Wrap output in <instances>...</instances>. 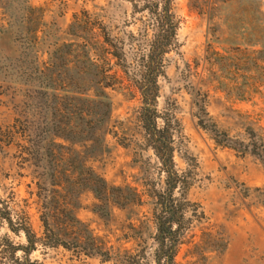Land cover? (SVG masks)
Listing matches in <instances>:
<instances>
[{
	"label": "rangeland",
	"instance_id": "1",
	"mask_svg": "<svg viewBox=\"0 0 264 264\" xmlns=\"http://www.w3.org/2000/svg\"><path fill=\"white\" fill-rule=\"evenodd\" d=\"M133 3L141 6L145 0H0V207L15 223L27 209L37 237L43 227L27 193L31 188L19 147L20 117L31 103L28 82L35 74L43 92L48 83L43 74L50 64L48 74L60 93L56 106L64 113L72 81L86 92L85 51L92 60H103L98 47L104 45V34L123 46L126 65L132 63L142 53L136 47L144 41L138 30L150 22L147 12L134 10ZM173 11L179 21L176 44L165 55L157 108L171 124L181 182L174 191L184 210L176 262L264 264V0H173ZM33 45L25 55V48ZM104 55L105 68L117 79L107 89L110 118L102 125L93 112L91 123L102 125L100 143L84 158L108 184L135 188L141 204L113 207L105 220L92 211L97 201L86 189L75 214L107 246L133 249L135 242L126 239L130 224L148 221L151 226L152 194L163 189L166 175L145 145L138 91L115 59ZM30 67L37 72L32 74ZM86 97L92 91L75 101L78 109L83 110ZM203 101L220 132L217 139L226 133L236 149L219 144L198 125L199 118L209 125L199 110ZM61 115L55 120L62 125L86 121ZM5 236L13 244L25 241L23 233L11 232L6 220H0V251L7 246ZM30 258L43 264H113L41 245Z\"/></svg>",
	"mask_w": 264,
	"mask_h": 264
},
{
	"label": "trees",
	"instance_id": "2",
	"mask_svg": "<svg viewBox=\"0 0 264 264\" xmlns=\"http://www.w3.org/2000/svg\"><path fill=\"white\" fill-rule=\"evenodd\" d=\"M133 6L134 10L146 11L150 19L148 25L138 30L144 41L137 43L136 47L142 53L126 65L123 46L117 47L105 34L102 37L103 47L102 44L98 47L103 55L101 63L92 60L91 55L85 51L84 54L87 55L84 69L87 68L85 72L88 71L89 76L83 80L82 90L92 91V97H86L83 110L76 107L75 101L86 92L76 89L79 88L76 86V80L72 81L73 88L67 91L71 95L66 93L64 96L70 100L66 103L63 113L60 105L56 106L58 102L55 100L60 99V93L57 94L59 89L53 85L49 75L52 71L50 64L46 65L49 70L43 74V78L48 81L43 92L39 89L41 83L36 85V68L30 67L34 74V78L32 77L27 85L28 100L31 103L26 106L20 117L22 124L19 147L23 156V168L27 172L26 177H29L26 186L31 188L27 193L32 197L43 231L42 235L37 237L31 227L27 209L23 210L24 215L15 223L10 212L0 207V220H6L7 228L11 232H21L25 238L24 243L13 244L7 236L4 237L7 246L0 251V264H43L30 258V254L38 245L61 247L78 257L98 258L102 262L113 264H177L176 254L184 210L174 196V191L181 182L173 161L171 124L159 113L157 98L160 91L158 79L164 73L166 53L176 44L179 21L173 11V0H145L143 5L133 3ZM31 33L37 37L36 30ZM33 47L34 45L27 46L25 55L30 54ZM72 52L73 49L71 55ZM104 53L115 59V64L138 91V118L143 130V139L145 145L152 149L166 175L163 189L152 194L155 208L151 226L148 221L139 226L130 224L132 233L127 234L126 239L135 242L133 249L107 246L94 235L88 224L75 214V209L79 207L78 197L86 189L93 193L97 201L92 211L105 220L110 218L113 207L122 209L129 205L141 204L135 188L108 184L99 173L87 165L84 158L85 153L94 152L95 143H100L98 131L110 118L111 98L107 89L112 88L115 84L113 80L117 79L110 73V68L104 66V63L108 64ZM199 110L203 117H207L209 125L203 124L201 118L198 119V125L208 131L219 144L236 149L237 145L230 141L226 133L221 132L224 139H217L220 132L210 119L204 101L199 105ZM93 112L99 116L101 127L91 123ZM58 113L67 118L86 121L62 125L55 120ZM159 119L162 121L161 125L158 123ZM77 145L81 149H76ZM250 153L257 155L254 150ZM262 162L264 163L263 159ZM148 239L152 240L151 245H148Z\"/></svg>",
	"mask_w": 264,
	"mask_h": 264
}]
</instances>
